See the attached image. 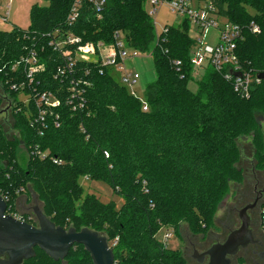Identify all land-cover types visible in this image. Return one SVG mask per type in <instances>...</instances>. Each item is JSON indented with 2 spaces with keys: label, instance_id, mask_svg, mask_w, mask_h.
<instances>
[{
  "label": "trees",
  "instance_id": "1",
  "mask_svg": "<svg viewBox=\"0 0 264 264\" xmlns=\"http://www.w3.org/2000/svg\"><path fill=\"white\" fill-rule=\"evenodd\" d=\"M47 1V7H31L28 27L0 30V83L10 95L12 123L19 134L6 136L0 125V195L7 213L13 215L12 202L30 182L42 211L56 226L87 227L106 236L115 264H189L179 248H168L156 234L162 228L178 234L185 223L191 234L204 235L230 183L243 186L237 188L243 195L250 190L247 185L255 178L244 166L249 164L253 172L264 168V78L244 99L221 73L206 66L192 92L187 83L195 77L189 61L194 42L185 19L178 27H164L151 49L155 80L144 88V110L112 77L110 67L75 60L77 45L69 48L73 65L67 70L46 34L60 30L80 38L79 44L121 41L145 52L154 39L147 0H104L98 11L89 0H78L71 24L66 16L76 0ZM211 1L220 17L258 24L259 35L244 31L237 54L245 68L264 73V0ZM31 48L44 69L27 84L22 64L12 67ZM71 81L83 89V106L75 110ZM21 82L22 90H10ZM43 91L59 100L44 126L34 122L33 98ZM24 95L27 100L19 98ZM19 143L28 155L25 167L17 160ZM80 177L110 184L123 197L121 207L84 195ZM34 250L35 256L22 264H35L40 256L46 264L60 262ZM84 253L87 264H93ZM82 259L71 264L86 263Z\"/></svg>",
  "mask_w": 264,
  "mask_h": 264
},
{
  "label": "rangeland",
  "instance_id": "2",
  "mask_svg": "<svg viewBox=\"0 0 264 264\" xmlns=\"http://www.w3.org/2000/svg\"><path fill=\"white\" fill-rule=\"evenodd\" d=\"M200 2L202 4L204 3V0H200ZM34 4H37L40 7H47L49 3L47 0H0V30H10L13 25H17L22 28L28 27L30 25V9ZM183 20H185L183 15L176 14L169 9L167 4L159 2L155 5V11L152 13L154 39L149 45V49L145 52H140L133 49L132 47L124 45V50L127 53L126 57H124L123 59L124 69H121L120 71V69L110 66V74L118 82L119 77L125 72H130L132 74L137 73L139 75V78L132 84V86L129 87L127 85L125 87L128 92H130V94H132L133 92V94L140 100L142 105H145V86L155 80V71L153 59L151 56V49L154 46L157 38L162 33L164 27H178L182 24ZM188 35L190 38H195V36L197 35L193 26H190L188 28ZM217 35V29H210L205 37V42L210 45H214L217 42ZM257 35L259 34L257 33ZM133 53L136 54L133 55ZM197 73L198 76H195L187 83V87L192 92L197 91V82L200 79L202 70L198 71ZM19 98L24 97L20 96ZM11 104L12 102L10 99V95L2 89V85L0 83V125L2 126L6 136L15 135L19 137V134H17V129L14 128V124L12 123ZM27 159V152L25 151L23 144L19 143L17 148V160L19 164L22 167H25ZM244 167L248 168L246 169L247 174L253 176L255 179L256 177L259 178L262 186L259 185V188L257 187L256 189L254 186L255 180L253 179V183L249 182L248 185L246 184L247 187H250V190H248L250 192L246 195H243L238 190L240 188H243V186L239 188L233 186V183H230V189L227 195L218 205V208L216 209V212L214 214L212 224L206 230L204 235L191 234L188 226L185 223H182L179 227L178 234H175L170 229L162 228L156 234L157 239L164 242L168 248H179L182 254H184V256L186 257L189 264H204L206 262V259H204V262H198L193 256V251L196 250L198 253H201L214 243H222L226 239L230 231L239 227V210L243 206L252 203L258 195L256 191H258V189L260 190L264 186V168L259 170V172H253L252 170H249L251 168L249 164ZM78 182L83 188L84 195L90 193L96 195L103 203L113 202L117 209L120 208L123 204V197L120 194L116 193L113 190L112 186L107 182H104L102 180L89 179L86 177H80L78 179ZM262 199L260 196L256 207L254 209L248 210V215L250 217V227L252 229L253 236L255 239L261 241L262 246L257 247L249 245L247 247V251L243 250L244 248L240 249L238 253L232 258L231 264L264 263V256L261 260L257 255L252 254L253 250L257 253L264 252V230L260 228L259 220H257V212L259 211L258 207ZM34 206H37L41 209L42 204L37 197V193L34 192L32 184L28 182L26 183L23 192L18 195L12 202L11 211L13 212V214H15L16 217H24L29 220L28 223L36 226L37 221L33 213ZM69 227L70 226H66L65 229H68ZM168 233H170L171 236L166 240L165 236ZM191 244H193V246L195 247H193ZM85 257L86 255L84 253V247H82L81 245H76L73 248L71 254L68 256V259L65 258L58 264H71L73 260H81V258H83L82 260L85 261ZM38 258L37 260H35V264H38L40 261L44 262L43 264H46L42 256ZM83 264H87V262Z\"/></svg>",
  "mask_w": 264,
  "mask_h": 264
},
{
  "label": "built area",
  "instance_id": "3",
  "mask_svg": "<svg viewBox=\"0 0 264 264\" xmlns=\"http://www.w3.org/2000/svg\"><path fill=\"white\" fill-rule=\"evenodd\" d=\"M89 2H91L93 7L98 11L103 6L104 0H89ZM159 2L167 4L169 9L176 14L183 15L189 26H193L197 34L195 38H193V47L189 53V61L193 66L194 75L196 76L198 74L197 72L204 67L210 66L215 71L221 73L224 78L231 83L234 92L241 98H249L251 88L259 84L264 77H258L261 71L247 69L240 63L237 48L238 42L242 40L245 30L253 34L259 33L260 28L258 24L252 20L246 25H240L220 17L211 0H204L202 4L200 0H147L151 15L155 11V5ZM79 6L80 3L78 0L74 1L71 5L66 16V22L68 24H71L75 20ZM210 29L218 30L217 42L214 45L205 42V37ZM166 30L167 29L164 28L163 32ZM46 35L49 36L48 45L66 60L65 65L69 71L73 65L70 56L71 50L69 48L74 45H77L74 51L75 60L99 62V64L103 66H113L120 69V71L124 69L123 59L126 57L127 53L124 50V43L121 41H116L115 44L111 45H104L102 43L94 44L92 42L79 44L81 41L80 38L67 33L62 34L60 30H55ZM135 54L136 53H133V55ZM19 64L23 66L27 84H31L34 75L44 69V65L39 61L35 48H31L26 55L22 56L20 61L13 65L12 69L17 68ZM173 64L177 66L179 61H174ZM60 72L63 73V71L58 68L57 73L60 74ZM138 78L139 75L137 73L132 74L130 72H125L119 77V81L123 85H128L130 87ZM84 84L88 85L86 83ZM77 86L78 83L71 81L68 87L72 93L71 96L77 97V104L72 106V110L82 108L84 103L83 89ZM9 88L10 90H22L24 88V82L11 84ZM28 97L29 95H24V99L27 100ZM33 98L36 108L34 122H39L43 125L46 114L53 107L59 105V100L49 91L34 93ZM68 103L72 104L71 101ZM143 109H146L145 105H143ZM37 154L44 156V154L39 151H37ZM258 213L259 226L264 230V205L259 207ZM12 216L24 221L23 218L16 217L15 214ZM170 236V233L166 234L165 239H169Z\"/></svg>",
  "mask_w": 264,
  "mask_h": 264
},
{
  "label": "water",
  "instance_id": "4",
  "mask_svg": "<svg viewBox=\"0 0 264 264\" xmlns=\"http://www.w3.org/2000/svg\"><path fill=\"white\" fill-rule=\"evenodd\" d=\"M258 77L263 78L261 73ZM255 202L243 206L238 213L240 225L230 231L222 243H214L194 256L204 264H231L232 258L249 244L259 243L250 227L248 210ZM7 203L0 195V264H22L35 256V247L54 261H62L74 244H80L89 253L93 264H115L106 236L90 228L64 229L56 226L37 206L33 207L37 225L19 220L7 213Z\"/></svg>",
  "mask_w": 264,
  "mask_h": 264
},
{
  "label": "flooded vegetation",
  "instance_id": "5",
  "mask_svg": "<svg viewBox=\"0 0 264 264\" xmlns=\"http://www.w3.org/2000/svg\"><path fill=\"white\" fill-rule=\"evenodd\" d=\"M255 180V188L257 189V187L259 186V185H261L262 186V184L260 183V180H259V178L258 177H256V179H254ZM259 188V187H258ZM249 190V189H248ZM247 190V193L246 194H248L250 191H248ZM257 193H258V195H257V197L254 199V201L253 202H255V206H254V208L256 207V205H257V203H258V201H259V199H260V196H261V199L262 198H264V186H263V188H261L260 190L258 189V191H256ZM245 194V195H246ZM259 196V197H258ZM252 202V203H253ZM251 204V203H250ZM261 204V203H260ZM260 204H259V207H260ZM259 207H258V210H259ZM253 208V209H254ZM259 212V211H258ZM257 212V220H259V213ZM257 224V223H256ZM257 240V239H256ZM259 241V240H258ZM194 244V243H193ZM193 244H191L192 246H193ZM249 245H253V246H262V243H261V241H259V243H254V244H249ZM249 245H247V247L249 246ZM193 247H195V246H193ZM247 247H245L243 250H246L247 251ZM195 251V250H194ZM193 251V252H194ZM253 253L252 254H255V255H257L261 260H262V258H263V256H264V252H260V253H257L256 251H252ZM193 256H194V253H193ZM194 258H197L196 256H194ZM264 264V263H263Z\"/></svg>",
  "mask_w": 264,
  "mask_h": 264
},
{
  "label": "crops",
  "instance_id": "6",
  "mask_svg": "<svg viewBox=\"0 0 264 264\" xmlns=\"http://www.w3.org/2000/svg\"><path fill=\"white\" fill-rule=\"evenodd\" d=\"M26 28V27H25Z\"/></svg>",
  "mask_w": 264,
  "mask_h": 264
}]
</instances>
